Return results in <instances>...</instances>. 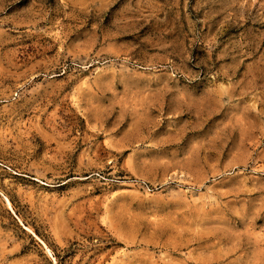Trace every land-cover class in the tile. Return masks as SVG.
<instances>
[{
  "label": "rangeland",
  "instance_id": "obj_1",
  "mask_svg": "<svg viewBox=\"0 0 264 264\" xmlns=\"http://www.w3.org/2000/svg\"><path fill=\"white\" fill-rule=\"evenodd\" d=\"M0 264H264V0H0Z\"/></svg>",
  "mask_w": 264,
  "mask_h": 264
}]
</instances>
